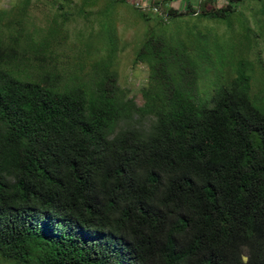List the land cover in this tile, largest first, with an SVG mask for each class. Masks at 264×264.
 <instances>
[{"label":"trees","instance_id":"16d2710c","mask_svg":"<svg viewBox=\"0 0 264 264\" xmlns=\"http://www.w3.org/2000/svg\"><path fill=\"white\" fill-rule=\"evenodd\" d=\"M184 1L133 60L141 104L110 55L66 53L67 20L52 40L0 8V264H264V75L251 46L202 84L210 57L167 29L245 0Z\"/></svg>","mask_w":264,"mask_h":264},{"label":"rangeland","instance_id":"374dc122","mask_svg":"<svg viewBox=\"0 0 264 264\" xmlns=\"http://www.w3.org/2000/svg\"><path fill=\"white\" fill-rule=\"evenodd\" d=\"M228 1L218 0V4L224 5ZM240 5L236 11L224 16L184 14L168 20V32H174L176 36L193 31L188 40L192 47L194 45L193 54L197 59L205 54L210 57L211 62L203 60L202 84L207 78H211L210 84L213 85L214 81H220L228 74H237L243 53L251 46L248 58L253 61V70L247 73L251 75L255 71V75H264V15L260 11L261 5L256 0H245ZM0 8L8 12L7 20L25 19L26 27L36 29L38 35L43 30L45 37L52 40L59 34L66 36L60 24L67 20L66 53L75 54L84 61L110 55L117 68L119 84L126 87L130 95L135 94L136 101L141 104L138 89L147 77L148 67L144 62L133 66V60L149 29L156 31L161 26L156 23L157 16L150 14L145 18L129 2L120 0H29L28 5L25 0H0ZM23 11L32 17H25ZM244 20L250 29L244 26L247 25ZM48 31L52 33L48 35ZM83 48L88 52L84 53ZM62 53L65 52L62 50ZM257 89V82H253L252 92Z\"/></svg>","mask_w":264,"mask_h":264},{"label":"built area","instance_id":"2783aa9c","mask_svg":"<svg viewBox=\"0 0 264 264\" xmlns=\"http://www.w3.org/2000/svg\"><path fill=\"white\" fill-rule=\"evenodd\" d=\"M135 8L147 12L149 14L161 13L163 16H168L167 9L172 8L179 11H184L186 7V2L184 0H159L148 1V0H127ZM205 0H197L196 3H192L193 14L196 15L200 12L201 3Z\"/></svg>","mask_w":264,"mask_h":264}]
</instances>
